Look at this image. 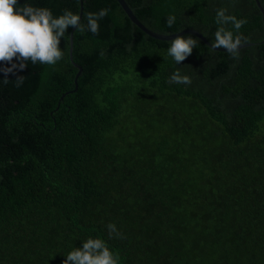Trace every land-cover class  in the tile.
I'll return each mask as SVG.
<instances>
[{
	"label": "trees",
	"instance_id": "trees-1",
	"mask_svg": "<svg viewBox=\"0 0 264 264\" xmlns=\"http://www.w3.org/2000/svg\"><path fill=\"white\" fill-rule=\"evenodd\" d=\"M125 1L157 33L194 29L210 43L225 8L253 45L234 59L191 35L197 46L177 64L172 40L145 34L117 0H19L56 17L83 6L84 24L109 11L98 35L69 28L55 65L5 75L0 63V264H63L89 237L118 264H264L261 10ZM177 70L190 85L167 83Z\"/></svg>",
	"mask_w": 264,
	"mask_h": 264
},
{
	"label": "clouds",
	"instance_id": "clouds-1",
	"mask_svg": "<svg viewBox=\"0 0 264 264\" xmlns=\"http://www.w3.org/2000/svg\"><path fill=\"white\" fill-rule=\"evenodd\" d=\"M109 9H101L98 13L86 14V24L81 23V17L70 10H65L56 17L50 9L33 7L27 3L19 6V0H0V63L9 64L2 71L7 75L14 69L23 70L28 61L55 65L63 58L60 47L61 40L69 28L80 32L90 31L99 34V21L107 16ZM175 16L169 15L166 24L171 28L175 23ZM216 24L219 26L214 33L211 47L223 49L234 59L239 58V52L246 42V38L239 33L247 22L227 14V9L220 8L216 12ZM231 25L232 28H229ZM234 29V31H233ZM197 46V39L191 35H176L167 53L177 64L184 62ZM103 56V53H101ZM17 63H13V61ZM22 82V81H19ZM191 78L175 71L169 78V84H191ZM109 236L118 233L114 224L107 225ZM63 264H118L116 256L106 242L100 238L89 237L82 242V247L70 251Z\"/></svg>",
	"mask_w": 264,
	"mask_h": 264
},
{
	"label": "water",
	"instance_id": "water-1",
	"mask_svg": "<svg viewBox=\"0 0 264 264\" xmlns=\"http://www.w3.org/2000/svg\"><path fill=\"white\" fill-rule=\"evenodd\" d=\"M118 3L121 5L122 9L124 10V12L126 13V15L128 16V18L133 22V24H135L140 30H142L145 34H147L148 36H150L151 38L157 39V40H161V41H171L176 35H193L197 38H199L201 41H203L208 47H210L212 50H214L211 47L210 41L204 36L202 35L199 31L194 30V29H189V30H185L183 32L180 33H176V34H169V35H163L160 33H157L153 30H151L150 28L146 27L136 16L135 14L132 12L131 8L128 6V4L126 3L125 0H117ZM259 9L261 10L262 14H263V19H264V8L262 7L261 3L259 0H255ZM82 10H83V6H81V14L80 17L82 19ZM73 31H75V29H73ZM253 43L250 44H244L243 47L246 46H252ZM242 47V48H243ZM241 48V49H242ZM214 51H219V52H225L223 49H215ZM79 75V74H78Z\"/></svg>",
	"mask_w": 264,
	"mask_h": 264
},
{
	"label": "rangeland",
	"instance_id": "rangeland-1",
	"mask_svg": "<svg viewBox=\"0 0 264 264\" xmlns=\"http://www.w3.org/2000/svg\"><path fill=\"white\" fill-rule=\"evenodd\" d=\"M247 44H250V43H247Z\"/></svg>",
	"mask_w": 264,
	"mask_h": 264
}]
</instances>
